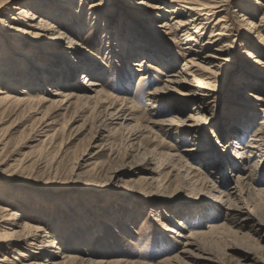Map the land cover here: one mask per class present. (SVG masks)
I'll return each instance as SVG.
<instances>
[{"label":"rangeland","instance_id":"374dc122","mask_svg":"<svg viewBox=\"0 0 264 264\" xmlns=\"http://www.w3.org/2000/svg\"><path fill=\"white\" fill-rule=\"evenodd\" d=\"M97 1L100 0H86L90 4ZM241 1L243 0H229L228 8L225 10L221 11L219 8L217 9L221 11L219 13L212 11L215 12L211 17L214 19L213 23L224 15L229 19L226 32L231 34V38L229 41L222 40L220 45L228 44L232 49H228L225 55H220L218 51L216 53L206 51L205 55L212 53L215 54L214 57L219 58L208 56L210 60L197 59L199 63L207 66L211 60L214 61L212 65L216 67L214 73L218 78L214 82V87L217 86L215 91L218 93L217 101L211 103L213 107L201 110L207 118V123L200 127L203 137L199 140L202 146L207 147L206 145L211 144L212 150L209 152L210 155L207 154V159L203 157L197 160L190 159L194 166L200 167V170L181 166L185 164L184 162L175 164L177 161L167 157V153L174 151L172 150L174 147H194L193 141L183 140L190 137L189 134L184 133L181 139L177 140L176 133L167 135L161 130L162 127L142 128L148 123L149 118L144 92L163 85L166 70L160 66V70H157L148 65L147 74L139 72L138 66L134 64L136 62L134 60H138L135 57L130 61L127 69L124 57L116 54L117 57L112 60L114 62L111 68H107L111 75L104 78L108 80L105 90L122 93L127 88L125 84L129 82L130 94L134 99L132 112L138 121H132L131 125L128 124L129 122L121 125L122 119L114 120L113 124H109L112 121L110 119L103 122V117L99 114L101 109L95 104H80L79 108H71L69 111L60 109L55 113L57 121L60 125L67 122V127L63 138L59 141V146L54 148L50 140L40 144V140L44 139L46 134H41L37 125L34 127L32 115H2L0 117V197L6 200H2L0 204L4 206L13 204L12 206L21 214V222L27 220L30 223L42 224L47 228L46 230L51 231L52 237L57 238L62 244V251L79 254L87 261L123 259L118 264H158L166 256L179 254L184 257L180 264H264V195H252L253 204L247 201L246 203L234 195L242 208L231 209L230 211L235 213L228 215L227 203L213 196L214 193H218L217 190L211 192V187L215 184L221 190H225L223 197L226 199L228 192L236 190L233 186L236 184L238 173L235 169L237 162L232 160L233 156L231 158L229 156L236 146L235 138L233 136L232 140L229 138L232 147L230 150L222 147L220 142L224 140L225 143L227 139L223 130L224 120L231 118V121H239L238 118L242 114V110L238 109L239 105L229 103L228 98L234 97V93H240V83L236 84L235 80L245 71L247 73L245 72L244 77L258 80L255 81L258 83L256 87L248 89L254 95L250 97L255 120L251 123L252 126L249 125L244 136L245 141L249 139L264 113V99L255 98L256 94L259 95L264 91V62H261V65H253L255 56L264 59V44L261 45L260 50H257L259 41L255 36H252V48L251 45L245 44L248 38L247 26L241 21L240 15L245 14L246 11L239 6ZM249 2H254L252 5L255 6L256 16L253 20L258 24L264 15V7L255 0ZM112 3L117 10L127 14L124 17L126 24L129 23L128 16L140 15L130 30L133 32H138L147 25L141 23V19L149 16L150 13H160L165 5L160 0H112ZM153 5H157V8H153ZM40 14L46 13L42 11ZM103 14L102 18L105 17ZM162 14L165 16L158 18V24L170 17L167 11ZM120 18L114 21L116 26L112 30L120 26ZM52 20L57 25L61 24L58 26L65 25L60 20L53 18ZM69 29L73 32L78 31L74 28ZM210 31L211 28L205 32V39L208 38ZM155 34L157 36V33ZM50 35L53 37V34ZM169 38L171 35L166 29L162 34H158L157 38L147 35L146 40L154 42L156 49H166L168 54L176 56L177 64L172 69L179 70L186 58L183 51L185 45L181 42L176 44L173 38L172 40ZM85 41L87 43L84 45L87 49L82 48V50L93 53L103 60L105 45L101 41L99 30L87 36ZM14 43L18 52L13 53L11 58L18 59L9 62L11 67L8 69L0 66V80L2 79L0 87H9L18 94H21L19 90L23 89L37 92V88L41 86L48 94L59 86L72 89L71 86H65V80L60 79L64 73L60 68V61L55 60L53 54H50L42 44L26 40L24 36L14 40ZM22 46L33 47L35 61L27 59L29 57L26 55H22L19 59ZM1 50H4L2 45H0ZM205 55L203 56L206 57ZM226 58L229 61L223 60ZM88 61H86L87 65L90 64ZM151 61L155 62V60ZM44 63L48 66L53 64L60 71H51L52 74L55 72L53 76L43 73L39 68L46 66L43 65ZM85 71V69L79 70L75 80L84 81ZM7 72L16 76L14 78L17 80L16 83L8 84L5 81L12 80L5 74ZM2 73L5 75L1 76ZM35 73H41V77L35 76ZM253 73L258 76H253ZM87 74L88 72L85 73ZM141 74H146L147 78L139 84ZM91 77L96 78L93 75ZM44 78L49 79L51 84L45 86L47 80ZM223 81L226 82V88L221 86ZM12 86L15 88L11 89ZM183 89L193 90V87L186 85ZM261 96L264 98V93ZM169 97L182 99L184 111L165 112L164 108L168 103H163V106L158 108L161 110L157 116L159 120L173 116L186 119L196 112L193 111L195 101L199 97L203 99L204 96L174 94ZM130 111L131 109L128 110ZM103 123H108L104 131L100 130ZM8 139L10 140L6 142ZM197 151L199 155L205 154L201 148ZM159 152L164 154L162 158H159L161 156H158ZM152 158H155L153 163L150 162ZM218 158H221L220 162ZM217 165L219 173L213 168ZM260 166L264 167V162H261ZM184 168L186 171L182 170ZM261 172L259 177L262 179L264 170ZM187 173L189 179L195 181L194 184H190L189 179H185ZM205 174L210 175L215 181L204 183L202 178ZM142 178L148 179L144 181ZM224 181L227 182V187ZM254 186L257 190L261 184L257 182ZM214 205L219 211L213 210ZM179 220L188 223L186 231L184 230V233L188 232V234L189 231L205 228L208 222L213 221L225 223L226 229L219 234L220 236L218 235L220 238L215 237L207 241L203 239L200 243L204 251L196 250L195 254L198 255L189 257L183 252L187 238L171 230L179 229ZM66 238H71L70 243L65 241Z\"/></svg>","mask_w":264,"mask_h":264},{"label":"bare ground","instance_id":"6f19581e","mask_svg":"<svg viewBox=\"0 0 264 264\" xmlns=\"http://www.w3.org/2000/svg\"><path fill=\"white\" fill-rule=\"evenodd\" d=\"M160 1L165 4L163 11L160 13H150L149 16L141 19V23H146L147 25L138 32H133L130 30L135 25L134 21L138 20L140 15L128 16L127 21L129 23H124V17L127 14L117 10L113 6L112 0H100L91 4L86 2V0H0V45L4 47V50L0 51V66L3 69H8L11 67L9 62L13 59H18L11 58L13 53L18 52L16 51L14 40L20 39V36H24L26 40L42 44L50 54H53L55 60L58 59L60 61V68L64 71L60 79L66 81L65 86L72 87V89H65L59 86L54 88L49 94L45 92L42 86L37 88V92H33L32 90L30 92L28 89L19 90L21 94L13 90L15 94L9 87H0V117L4 114H15L17 116L32 115L31 118H33L32 124L34 127L38 126L40 128L39 132L46 134L44 139H39L41 141L40 144H44L45 140H50V142H53L54 148L59 146V141L63 138L67 127V122L60 125L57 121L58 119L55 113L60 109L69 111L71 108H79L80 104H95L101 109L99 114L102 115L103 122L110 119L112 121L109 124H113L114 120L122 119L120 124L124 125L126 122L130 124L132 121H138L132 112L134 110V99L129 90L131 84L127 82L125 84L127 88L122 93H111L105 90V85L108 80H104L105 77L108 78L111 75L107 68H111V64L114 62L112 60L115 57L123 56L126 60L127 69L130 66V61L138 58V60H134L136 61L134 64L138 66L137 70L139 72H145L147 74L148 65L157 70H160V66L167 72L165 73L166 77L163 85L156 86L144 92L147 100V109L149 108V118L148 123L143 125L142 128L155 129L156 126L158 128L162 127L161 130L167 135L176 133L177 140L181 139L182 134H189L190 137L183 140L193 141L192 144L194 147H174L172 149L174 151H169L167 157L170 160L177 161L175 164L184 162L185 164L181 166H189L193 170H200V167L194 166L190 159L197 160L200 157L207 159V154L210 155L209 152L212 150L211 144L205 147L201 145L202 142L199 140V138L203 137L200 127L204 123H207V118L201 110H207L213 107L211 103L217 101L218 93L215 92L217 86L216 88L214 87V82L218 78L214 73V68L216 67L212 65L214 61H206L207 63L210 62L207 66L206 64L199 63L198 60H210L208 56L213 58L217 57H214L215 54L212 53L205 55L206 51L213 53L218 51L220 55H225L228 49H232L231 45H220L222 40L229 41L231 38V34L226 32L228 30L227 21L229 19L227 17L225 18L226 15H224L213 23L212 21L214 19L211 18L215 12L219 13L228 8L229 0ZM255 1L264 7V1ZM253 3H250L249 0L241 1L239 6L245 9L246 12L240 16L243 24L247 26L246 34L248 38L245 44L247 46L251 45L252 48V36L258 37L257 40L259 43L256 49L260 50L261 45L264 44V35L262 34L264 33V15L258 24L254 22L253 19L256 14L255 6L252 5ZM152 7L157 8V5H153ZM219 8L221 11L217 10ZM42 11L46 14L41 15L40 12L42 13ZM166 11L170 13L169 19L158 24V18L165 16L162 13ZM102 14L105 16L104 18L101 17ZM119 17H121L120 26L112 30L116 26L114 25V21ZM52 18L64 22L65 25L58 26L61 24L57 25ZM20 23L21 25H19ZM211 23L213 24L211 25ZM68 27L77 29L78 31L73 32ZM209 28H211V31L208 38L205 39L204 34ZM166 29L171 35L169 39L172 40L173 38L176 44L181 42V44L185 45L183 51L186 58L183 60L182 67L179 70L172 69L177 64L178 58L176 56L168 54L166 49H156L154 42L146 40L147 35L157 38L158 34H162ZM98 30L101 34V41L105 45L103 60L93 53H86L85 50H82V48L87 49L84 45L87 43L85 41L87 36L96 33ZM155 33H157V36ZM50 34H53V37ZM145 46L147 47L145 48ZM56 47H58L57 50ZM26 51H29V53ZM32 52L33 47L22 46L19 59H21L22 55H26V57H29L27 59L35 61L36 58ZM116 54L117 56H115ZM83 56L88 57V59L86 60ZM151 60H155V62ZM86 61L90 64L87 65ZM261 62H264V59L260 58V56H255L253 65H261ZM43 65L46 66L39 68V70L50 76L55 74V72L52 74L51 71H60L53 64L48 66L44 63ZM217 67L220 68L218 65ZM82 69L86 71L83 74L84 81L80 82L75 79L76 73ZM86 72H88L87 75H85ZM245 72L247 73V71ZM245 72L235 80L236 84L240 83V93H234V97L228 98L229 103L239 105L238 109L242 110V114L238 118L239 121H231V118L224 120L223 130L225 131L224 133L227 139L225 138V143L224 140L220 142L222 147L230 150L232 147H230L229 138L231 140L232 136L235 138L234 142L236 146L231 154L229 152V156L230 158L233 156L232 160L237 162L235 169L238 170V173L236 175V184L233 186L236 190L234 192H228V197L224 199L223 194L225 190H221L215 184L211 187V192L218 191L213 196L227 203L229 208L228 215L235 213V211H230L231 209L240 210L242 208V205L239 204L240 202L238 203L235 200L234 195L243 199L245 202L247 201L249 204L254 203L252 195H264V178L261 179L259 177L262 173L261 171L264 170V167L260 166L261 162H264V113L251 132L249 139L245 141L244 136L249 129V125L255 120V111L252 107L250 97L254 95L248 89L258 85V83H255L258 80L244 77ZM5 74L12 79L5 80L8 84L10 82L11 84L16 83L17 80H14L15 75L9 72ZM5 74L2 73L1 76ZM40 74L35 73L34 75L41 77ZM146 74L139 76V84H142L146 80ZM92 75L96 78L91 77ZM254 75L258 76V74L253 73ZM244 78L245 81H243ZM44 80H47L45 86L51 84L49 79L44 78ZM7 83L6 85H8ZM225 83L224 81L221 82L222 88H226ZM186 85L193 87V90H184L183 88ZM13 88L15 86H12L11 89ZM263 93L264 91H261L259 95L256 94L255 98L263 100L264 98L261 96ZM174 94L181 96L195 94L204 97L203 99L199 97L195 101L193 111L196 110V112H193L186 119L173 116L159 120L157 116L161 110H158V108L163 106V103H168L166 105L167 107L164 108L166 110L165 112L171 111L174 113L176 111H184L182 108V102L184 101L182 99H170L169 96ZM240 96H243V98ZM129 109H131L130 112H128ZM107 124L103 123L100 130L105 129ZM189 127L192 129H189ZM9 140H6V142ZM200 148L205 154L199 155L197 149ZM163 155V153H158L159 158H162ZM154 159L152 158L150 162L153 163L155 161ZM220 159L219 162L221 161ZM202 160L200 159V161ZM213 168L216 170V173H219L218 165ZM182 170H185V168ZM186 176L185 179L188 180L189 173ZM210 178V175L205 174L202 179L204 183L206 181H215L212 178L209 180ZM142 179L146 181L148 178ZM194 182L189 179L190 184H194ZM257 182L261 186L256 190L254 185ZM224 185L226 187L228 186L226 181H224ZM4 199L0 197V203ZM12 205L4 206L0 204V264H118L123 261V259L87 261L80 257L79 254L62 251V244L57 241V238L52 237V234H50L51 231L49 232L45 226L39 223L34 224L27 220L21 222L20 212ZM212 208L213 210L219 209L215 205ZM187 224V222L179 220V229L172 228L171 230L179 236L187 238L184 243L186 248H184L183 252L189 257L198 255L195 254L196 250L204 251L200 243L203 242V239L207 241V239L213 240L215 237L218 238L220 236L219 234L226 229L225 223H215L213 221L208 222L205 228L189 231L188 234V232L184 233V230L186 231L188 226ZM70 240L71 238L65 239L67 243H70ZM42 257H45V259H42ZM183 259L184 257L182 255L175 254L166 256L158 264H180V261H183Z\"/></svg>","mask_w":264,"mask_h":264}]
</instances>
